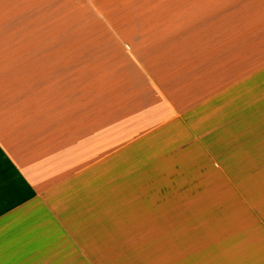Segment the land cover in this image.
<instances>
[{
	"label": "crops",
	"instance_id": "obj_1",
	"mask_svg": "<svg viewBox=\"0 0 264 264\" xmlns=\"http://www.w3.org/2000/svg\"><path fill=\"white\" fill-rule=\"evenodd\" d=\"M0 264H264V0H0Z\"/></svg>",
	"mask_w": 264,
	"mask_h": 264
}]
</instances>
